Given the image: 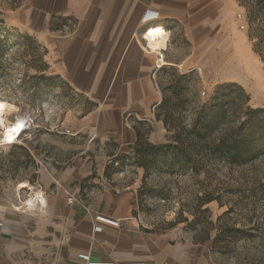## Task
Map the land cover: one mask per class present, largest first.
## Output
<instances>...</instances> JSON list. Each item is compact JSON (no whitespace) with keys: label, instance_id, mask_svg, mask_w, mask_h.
Segmentation results:
<instances>
[{"label":"crops","instance_id":"obj_1","mask_svg":"<svg viewBox=\"0 0 264 264\" xmlns=\"http://www.w3.org/2000/svg\"><path fill=\"white\" fill-rule=\"evenodd\" d=\"M231 5L229 0H23L8 17L46 47L54 73L95 105L77 135L89 137L95 157L116 156L163 135L164 123L156 117L163 98L159 72L190 64L187 53L180 57L183 47L196 49L195 58L207 57L211 36L223 32ZM160 28L167 34L154 50L148 31ZM90 157L42 165L31 185L34 206H0L3 264H88L82 256L96 264H213L204 247L178 232L141 226L130 188L99 180L87 186L97 171Z\"/></svg>","mask_w":264,"mask_h":264},{"label":"rangeland","instance_id":"obj_2","mask_svg":"<svg viewBox=\"0 0 264 264\" xmlns=\"http://www.w3.org/2000/svg\"><path fill=\"white\" fill-rule=\"evenodd\" d=\"M22 1L0 0V103L9 106V124H30L13 144L3 142L0 132V206L26 208L42 165L90 153L88 162L97 171L85 184L99 180L133 190L141 226L178 232L204 247L213 264H264V154L242 165L204 157L199 165L182 166L158 149L190 129L225 84L242 87L249 106L264 109V61L255 46L264 55V38H251L254 9L264 18V6L255 5L259 0H229L226 25L211 36L207 57L195 58L196 49L183 47L180 57L187 53L190 64L161 69L156 83L163 98L156 116L164 123L163 135L126 153L96 157L89 137L76 133L95 105L54 73L37 37L9 21Z\"/></svg>","mask_w":264,"mask_h":264},{"label":"trees","instance_id":"obj_3","mask_svg":"<svg viewBox=\"0 0 264 264\" xmlns=\"http://www.w3.org/2000/svg\"><path fill=\"white\" fill-rule=\"evenodd\" d=\"M255 5L264 6V0H259ZM259 11L262 12L254 9L251 21L257 24L255 35L251 36L254 40L256 37L264 38V18ZM257 45L256 52L264 61V55ZM248 102L249 96L242 87L233 84L218 87L215 97L198 112L193 126L175 135L174 142L158 149H165L163 156L173 157L182 166L199 165L204 157L231 165L257 160L264 154V109H254ZM156 117L160 120L159 116ZM164 122L167 126V122Z\"/></svg>","mask_w":264,"mask_h":264},{"label":"bare ground","instance_id":"obj_4","mask_svg":"<svg viewBox=\"0 0 264 264\" xmlns=\"http://www.w3.org/2000/svg\"><path fill=\"white\" fill-rule=\"evenodd\" d=\"M166 34L167 33L163 28L150 30L148 32V38H149V42L151 44L152 49L156 50L161 46V44H162L161 40L164 39ZM7 111H8V108L0 109V132L2 135L3 142H5L7 144H13V143H15L16 140H18V137H20V135L22 134L20 132L21 127H19V126L23 125V127H24V123L20 122L18 124H14V125L9 124L7 119H6ZM14 129H19V130L13 132ZM21 187L27 188L28 186L26 184H22ZM30 200L32 201L31 205H29V203H28ZM26 204L28 206L32 207V206H34L35 202H33V199L31 197V199L27 200Z\"/></svg>","mask_w":264,"mask_h":264},{"label":"built area","instance_id":"obj_5","mask_svg":"<svg viewBox=\"0 0 264 264\" xmlns=\"http://www.w3.org/2000/svg\"><path fill=\"white\" fill-rule=\"evenodd\" d=\"M243 28H245V27L243 26ZM149 31H150V30H149ZM149 31H148V32H149ZM29 126H30L29 122H24V127L21 128L20 132L23 134V133L27 130V128H29ZM99 220H101V221H103V222L106 221V220H104V218H99ZM112 223L115 224V225L118 224L117 222H112ZM101 230H102L101 228H97V231H98V232H100ZM105 243H107V242H105ZM82 258H83L84 260H86L88 264H96V263H91V262H89V256H82Z\"/></svg>","mask_w":264,"mask_h":264},{"label":"snow or ice","instance_id":"obj_6","mask_svg":"<svg viewBox=\"0 0 264 264\" xmlns=\"http://www.w3.org/2000/svg\"><path fill=\"white\" fill-rule=\"evenodd\" d=\"M9 106L7 104L0 103V109H6ZM19 127H23V125H20ZM19 129H14L13 132L18 131Z\"/></svg>","mask_w":264,"mask_h":264},{"label":"clouds","instance_id":"obj_7","mask_svg":"<svg viewBox=\"0 0 264 264\" xmlns=\"http://www.w3.org/2000/svg\"><path fill=\"white\" fill-rule=\"evenodd\" d=\"M40 198H41V194L38 193L37 196H36V199H40ZM41 202H43V201H41ZM28 203H29V205H31L32 201L30 200Z\"/></svg>","mask_w":264,"mask_h":264}]
</instances>
